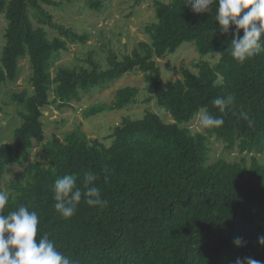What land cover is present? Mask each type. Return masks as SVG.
<instances>
[{
	"label": "trees",
	"instance_id": "16d2710c",
	"mask_svg": "<svg viewBox=\"0 0 264 264\" xmlns=\"http://www.w3.org/2000/svg\"><path fill=\"white\" fill-rule=\"evenodd\" d=\"M185 2L155 0L156 20L145 28L150 40L139 42L123 59L110 53L109 67L102 69L89 57L88 66L62 65L53 74L60 51L68 43H85L88 33L55 21L44 6L57 4L53 0H0V23L3 15L7 24L0 91L18 79L23 59L32 69L31 90L10 95L23 107L21 125L12 142L0 140V191L9 187L0 214L19 206L35 211L37 239L47 235L73 264H235L245 257L264 262L259 243L264 237V161L257 157L264 152V52L237 62L231 55L235 26L223 34L214 9L194 13ZM90 4L101 7L99 0ZM45 25L58 35L50 37ZM185 42L203 56L193 63L198 71L183 68V77L166 87L156 58L175 53ZM136 69L144 73L147 100L165 108L171 122L151 109L139 119L124 117L107 136L109 145L80 129L63 139L54 134L43 143L42 162L27 163L20 177L5 184L9 167L23 164L35 140L44 139V109L71 107L83 93L104 90ZM139 91L121 87L111 105L90 106L86 113L122 109ZM228 96L233 102L220 112L213 101ZM201 108L222 118L223 125L192 129ZM212 136L238 157L212 162ZM89 174L107 204L87 205L82 195L74 215L64 218L55 209L56 179L71 175L83 193Z\"/></svg>",
	"mask_w": 264,
	"mask_h": 264
},
{
	"label": "rangeland",
	"instance_id": "374dc122",
	"mask_svg": "<svg viewBox=\"0 0 264 264\" xmlns=\"http://www.w3.org/2000/svg\"><path fill=\"white\" fill-rule=\"evenodd\" d=\"M57 4L44 5L53 16L54 20L61 24L72 27L78 33H88V39L85 43H68L67 50H61L59 56L55 59L52 66L53 74L59 66H88L87 59L92 57L99 67L105 69L109 66L108 55L115 53L119 59L131 54L141 41H149V35L146 33V25L156 20L155 0H102L104 7L101 11L92 8L88 0H53ZM170 2L171 0H161ZM34 23L37 26V18L34 16ZM6 22L2 15L0 23V62L3 48L5 46L4 32ZM50 37L58 35V31L48 25ZM58 54V53H57ZM201 54L196 46L191 42L183 43L175 53L168 54L164 58H156L161 68L164 78V85L169 87L176 79L183 77V68H190L198 71L193 64L198 61ZM202 56V55H201ZM203 57V56H202ZM212 61L215 58L210 57ZM20 74L16 81H8L0 91V140L3 142H12L15 138V130L21 125L19 112L23 110L21 104L13 101L10 97L11 92H21L25 89L31 90L29 77L32 69L28 58L20 63ZM136 86L140 89L137 98L131 104L122 109L102 110L88 116L86 113L90 106L111 105L115 92L122 86ZM149 92L145 81L144 73L136 69L117 79L111 87L99 90L92 89L89 93H83L82 99L75 102L71 107L58 109L55 106H49L45 111L43 121L45 123V137L43 140H36L31 154L23 164H15L9 167V172L5 175V184H8L12 178L21 176V172L27 163L32 161L42 162L41 154L43 152V143L52 139L56 134L64 138L66 133L74 129H80L87 133L90 138H99L107 145L111 144L112 138L107 136L111 133L113 126L122 122L124 117L135 119L142 118L146 110L151 109L158 112L165 121L171 122V116L165 112L155 100L148 101ZM6 100L3 102V100ZM90 112V111H89ZM191 128L202 131L196 117L191 122ZM211 161H217L225 157L233 161L239 153L225 150L221 141L215 136L210 138ZM260 161H264V152L257 155ZM4 190L9 191V187L4 185Z\"/></svg>",
	"mask_w": 264,
	"mask_h": 264
},
{
	"label": "clouds",
	"instance_id": "9594fccd",
	"mask_svg": "<svg viewBox=\"0 0 264 264\" xmlns=\"http://www.w3.org/2000/svg\"><path fill=\"white\" fill-rule=\"evenodd\" d=\"M92 1L97 2L98 0H88L87 3L90 4ZM99 1H101L99 9L91 4L90 6L101 11L104 3L102 0ZM185 4L194 13H211L214 9L215 20L223 34L229 32L230 24L235 26L236 32L233 34L234 38L231 43V55L237 62L243 64L246 59L264 52V41L261 40V35L264 34V0H186ZM213 5L216 7L213 8ZM241 29L243 36L239 37ZM109 56L110 54L108 59ZM233 99L232 96L226 99L216 98L213 103L219 107L220 112H223L226 105L232 103ZM241 115L248 119L246 113H241ZM197 119L199 125L205 129L219 127L224 123L222 118L209 115L203 108L197 113ZM94 180V175L89 174L85 177V190L82 193L71 175L56 179L54 184L55 209L64 218H71L76 212L82 195L87 205L104 207L107 201L101 199L100 190L92 185ZM8 201V192L0 191V213H5L4 209ZM38 223L37 213L30 212L25 206H19L18 210L11 211L7 215L0 214V264H73L69 257L57 250L47 235L37 239ZM235 243L240 245L239 240ZM259 243L264 245V237L259 238ZM235 264H264V262L245 257L244 259L237 258Z\"/></svg>",
	"mask_w": 264,
	"mask_h": 264
}]
</instances>
